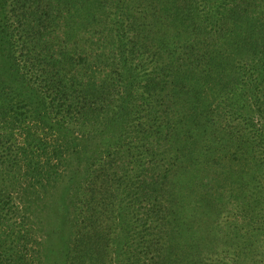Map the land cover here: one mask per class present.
I'll use <instances>...</instances> for the list:
<instances>
[{
    "label": "trees",
    "instance_id": "16d2710c",
    "mask_svg": "<svg viewBox=\"0 0 264 264\" xmlns=\"http://www.w3.org/2000/svg\"><path fill=\"white\" fill-rule=\"evenodd\" d=\"M0 25V264H102L141 229L153 264H214L171 235L222 175L262 213L264 0H0Z\"/></svg>",
    "mask_w": 264,
    "mask_h": 264
},
{
    "label": "rangeland",
    "instance_id": "374dc122",
    "mask_svg": "<svg viewBox=\"0 0 264 264\" xmlns=\"http://www.w3.org/2000/svg\"><path fill=\"white\" fill-rule=\"evenodd\" d=\"M3 28L0 25V29ZM5 29V28H3ZM0 48H5L7 50V43H0ZM1 73H6L5 71L18 70V67L14 65L8 69L3 68ZM16 91L23 90L26 91V95L32 94L31 89L23 84L19 83L14 79ZM36 98V97H34ZM36 100V99H35ZM32 102L31 100H28ZM2 102V101H0ZM37 101L32 102L35 104ZM19 104H29L21 102ZM30 103V106H34ZM28 106V107H30ZM31 108V107H30ZM2 109V108H1ZM6 114H0V129L4 131V122ZM15 136V134H13ZM201 144H195L194 147H190L189 150L193 151L192 155L188 158H181L180 164H182L185 159H195L199 161L201 158H194L196 150L200 148ZM225 163V169H247L244 159H219ZM182 162V163H181ZM64 176H69L67 173H63ZM217 175H219L217 173ZM221 179L216 181L215 187L205 194L200 200L199 196L194 197L198 203V209L196 210V216L194 220L189 224H182L180 222V211H182L181 219L189 218L191 219V213L193 214L191 206H188V198L184 201L178 197L177 203L179 204V215L178 219L180 224L177 222L175 231L171 235V239L174 241L173 250L171 256L176 257V262L180 263V259H184L188 253H191L190 247L197 249L196 255L205 257L208 261L214 264H264V210L262 213L258 211V208H254L253 205H246L239 198V191L242 194L245 193L243 189L238 188L232 181V179ZM180 180V175H175V181ZM242 188V186H241ZM32 192V191H31ZM56 192L61 193L62 189L59 188ZM241 193V192H240ZM246 196V193H245ZM210 203L207 207L202 209V205L198 201H206ZM60 201V200H59ZM51 202V201H50ZM51 205V206H50ZM49 205L50 219L47 225V229H52L55 226V209L52 208L57 205L56 202L52 201ZM245 207V208H244ZM211 210L213 212L212 217L207 220L206 213ZM46 209L42 211L45 212ZM52 216V217H51ZM134 231V229H133ZM195 235V240L192 234ZM144 230H140V234L135 237L134 233L130 232V243L126 249L118 248L116 246H110L108 248L105 245L103 250V261L102 264L112 263L117 260L127 259V264H136L138 260V255L140 256L141 264H153L152 254H147V249L143 241ZM138 243L142 246L136 250V239ZM55 237L53 241H55ZM125 237L120 239V244L123 245ZM132 247H131V246ZM185 245H188L189 249H185ZM35 252L40 249V242L36 243ZM34 252V253H35ZM166 255L170 256V252H166ZM151 259L147 262V259ZM174 261V262H175Z\"/></svg>",
    "mask_w": 264,
    "mask_h": 264
}]
</instances>
